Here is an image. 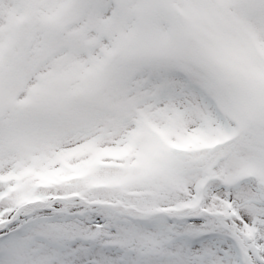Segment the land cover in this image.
<instances>
[{"label": "snow or ice", "instance_id": "obj_1", "mask_svg": "<svg viewBox=\"0 0 264 264\" xmlns=\"http://www.w3.org/2000/svg\"><path fill=\"white\" fill-rule=\"evenodd\" d=\"M0 264H264V0H0Z\"/></svg>", "mask_w": 264, "mask_h": 264}]
</instances>
